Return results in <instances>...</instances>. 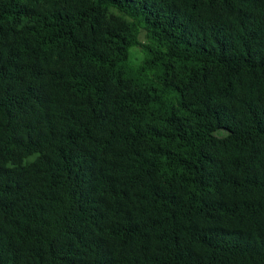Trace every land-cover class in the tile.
I'll return each instance as SVG.
<instances>
[{"label":"trees","instance_id":"trees-1","mask_svg":"<svg viewBox=\"0 0 264 264\" xmlns=\"http://www.w3.org/2000/svg\"><path fill=\"white\" fill-rule=\"evenodd\" d=\"M0 264H264V0H0Z\"/></svg>","mask_w":264,"mask_h":264},{"label":"rangeland","instance_id":"rangeland-1","mask_svg":"<svg viewBox=\"0 0 264 264\" xmlns=\"http://www.w3.org/2000/svg\"><path fill=\"white\" fill-rule=\"evenodd\" d=\"M142 56L141 48L139 46H135L131 50V62L132 65H136L139 62V59Z\"/></svg>","mask_w":264,"mask_h":264}]
</instances>
